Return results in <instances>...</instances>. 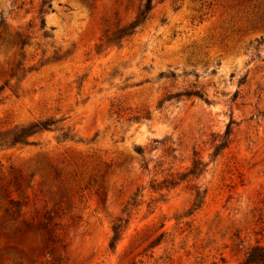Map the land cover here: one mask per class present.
Segmentation results:
<instances>
[{
    "label": "rangeland",
    "instance_id": "obj_1",
    "mask_svg": "<svg viewBox=\"0 0 264 264\" xmlns=\"http://www.w3.org/2000/svg\"><path fill=\"white\" fill-rule=\"evenodd\" d=\"M141 2L0 0V132L58 120L0 147V264H237L264 245V0H153L99 46Z\"/></svg>",
    "mask_w": 264,
    "mask_h": 264
},
{
    "label": "trees",
    "instance_id": "obj_2",
    "mask_svg": "<svg viewBox=\"0 0 264 264\" xmlns=\"http://www.w3.org/2000/svg\"><path fill=\"white\" fill-rule=\"evenodd\" d=\"M153 0H142L136 14L131 22L128 24L118 27L107 33L101 39L99 46L104 45H118L121 41L132 35L136 29L141 26L148 18L151 9L153 8L152 4ZM51 8L50 0H40L38 12L42 13L45 9ZM40 25L41 28L45 26V19L44 17H40ZM44 36H47L46 32ZM20 45L24 46L26 44L25 38H20L19 40ZM53 60L59 59V57L52 56ZM41 65V64H40ZM17 70H21L22 72L31 71L34 69V65L24 69L22 64L19 63L16 67ZM12 75H15L12 73ZM192 95L191 93H189ZM58 122L57 119L54 118H42L37 119L35 121H31L26 124L15 125L13 128L0 132V147L3 146H14L16 144H28V138L34 135L37 132H41L44 130H50L52 126H54ZM229 127V126H228ZM63 137H67V134L63 133ZM229 136V128L226 129L224 135L222 136V141L216 145L215 147V154L222 148L227 145V137ZM137 153H142V148L140 146H136ZM206 163L202 160L200 156L194 154V158L191 160V166L188 168L187 173L193 177L200 176L205 171ZM3 193L5 196L7 195L6 188H0V194ZM206 190L201 189L200 186H194L193 198L191 203V208L197 209L199 208L204 201ZM137 195V194H134ZM135 197H131L130 200H134ZM8 202L10 204L11 211H7L9 217L18 216L20 212V204L17 200L12 198H8ZM127 204H134V202H127ZM9 210V208L7 209ZM113 240H116L119 236V231L117 230L116 226H113ZM219 264V263H214ZM237 264H264V245L262 244H255L251 246L245 253L244 259L242 262Z\"/></svg>",
    "mask_w": 264,
    "mask_h": 264
}]
</instances>
